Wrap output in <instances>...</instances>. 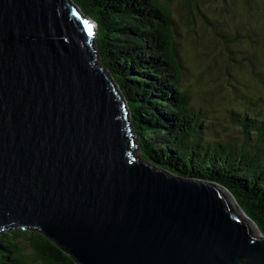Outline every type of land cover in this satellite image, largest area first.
Listing matches in <instances>:
<instances>
[{
    "label": "water",
    "instance_id": "water-1",
    "mask_svg": "<svg viewBox=\"0 0 264 264\" xmlns=\"http://www.w3.org/2000/svg\"><path fill=\"white\" fill-rule=\"evenodd\" d=\"M96 36L73 0H0V232L78 264H264L230 190L143 154Z\"/></svg>",
    "mask_w": 264,
    "mask_h": 264
},
{
    "label": "trees",
    "instance_id": "trees-1",
    "mask_svg": "<svg viewBox=\"0 0 264 264\" xmlns=\"http://www.w3.org/2000/svg\"><path fill=\"white\" fill-rule=\"evenodd\" d=\"M73 1L97 24L102 62L130 107L143 154L177 175L230 190L264 235V115L259 99L246 96L252 109H227L243 136L239 145L230 132L223 140L221 123L209 122L205 110L202 114L193 108L180 84L175 20L166 2ZM0 264L78 263L36 228H13L0 232Z\"/></svg>",
    "mask_w": 264,
    "mask_h": 264
},
{
    "label": "rangeland",
    "instance_id": "rangeland-1",
    "mask_svg": "<svg viewBox=\"0 0 264 264\" xmlns=\"http://www.w3.org/2000/svg\"><path fill=\"white\" fill-rule=\"evenodd\" d=\"M161 1L175 20L180 84L190 104L202 114L205 110L209 122L221 123L223 140L230 132L239 145L243 135L227 109H252L250 96L259 99L264 115V0Z\"/></svg>",
    "mask_w": 264,
    "mask_h": 264
}]
</instances>
